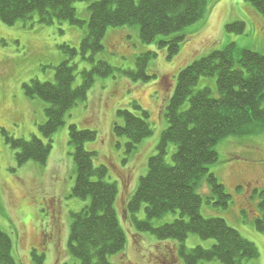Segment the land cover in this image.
<instances>
[{
    "label": "trees",
    "instance_id": "16d2710c",
    "mask_svg": "<svg viewBox=\"0 0 264 264\" xmlns=\"http://www.w3.org/2000/svg\"><path fill=\"white\" fill-rule=\"evenodd\" d=\"M247 1L264 15V0ZM76 2L88 3L89 11L88 29L80 49L61 44L67 58L56 67L55 81L32 79L23 85L27 96L49 104L47 120L40 127L48 143L37 135L30 140L15 138L2 128L6 142L15 149L19 166L29 161L46 164L52 137L65 124L71 108L87 99L97 75L116 73L117 68L106 59H96L105 50L104 38L110 27L136 28L142 43L167 48V57L171 58L192 34L188 29L207 14V0H0V19L14 25L33 20L36 14L41 23L69 21L82 25ZM226 30L244 33L246 23H227ZM79 54L92 66L82 70V83L74 87L78 68L74 60ZM155 56L157 51L153 50L138 55L136 68L124 72L134 80L156 77V73L148 71V62ZM203 77L215 79L216 88H199ZM131 105L141 113L120 108L113 124L115 138H126L127 155L135 153L138 145L153 134L149 112L137 101ZM165 116L168 125L162 131L158 152L148 159L147 173L140 178L128 204L132 224L139 232L177 242L184 264H245L258 259L260 251L254 242L243 237L225 218L206 217L201 207L206 200L215 208L225 209L232 199L211 171V165L219 158L218 144L228 137L264 133V52L241 49L230 42L187 64L178 73ZM96 139V130L70 125L69 143L74 149L77 174L70 196L89 199L81 211L71 213L68 253L76 260L74 264H117L110 258L124 254L126 245L117 212V184L107 180L106 165L95 166L97 152L85 147L86 142ZM261 206L264 207V200ZM143 207L146 218L139 219L137 213ZM168 214L178 215L172 222L154 224ZM191 233L215 243L210 248H187L185 242ZM14 248L11 236L0 228V264H22L15 257ZM36 250L32 251L33 262L43 264L45 256Z\"/></svg>",
    "mask_w": 264,
    "mask_h": 264
},
{
    "label": "rangeland",
    "instance_id": "374dc122",
    "mask_svg": "<svg viewBox=\"0 0 264 264\" xmlns=\"http://www.w3.org/2000/svg\"><path fill=\"white\" fill-rule=\"evenodd\" d=\"M75 7L84 22L82 25L69 21L41 23L36 14L33 20H21L14 25L0 19V228L13 239L15 257L22 264H35L33 249L45 256L43 264L76 262L68 253L71 213L81 211L89 202V199L70 196L77 174L69 129L76 124L80 129L97 131V139L86 142L85 147L97 152L95 166L106 165L109 168L107 180L117 184V212L126 234V245L124 254L112 256L111 261L117 264H184L178 255L177 242L159 240L150 232L137 230L131 222L128 204L140 178L147 173L148 159L158 152L162 131L168 125L166 106L180 70L230 42L241 49L264 52V15L247 0H207L205 18L188 29L192 34L171 58L167 57V48L142 43L136 28L110 27L104 38L105 50L96 59H106L117 68L116 73L107 77L97 75L87 99L79 100L71 108L65 124L52 137L46 164L29 161L19 166L15 149L6 142L2 128L15 138L30 140L32 135H37L48 143L40 127L47 120L49 104L41 98L27 96L23 85L32 79L55 81L56 67L67 58L60 49L61 44L68 43L80 49L88 29V3L76 2ZM238 20L246 23V31L228 32L226 24ZM150 50L157 51V56L148 62V71L157 76L148 81L131 79L124 71L134 70L136 57ZM74 62H78L73 83L77 87L82 83V70L92 65L82 60L80 54ZM205 86L216 88L215 79L203 77L199 88ZM133 101L149 112L153 134L138 145L135 153L127 155L126 138H115L113 124L120 108L141 113L131 105ZM217 150L219 158L211 165V171L232 199L225 209L215 208L205 200L201 211L206 217L225 218L231 227L257 245L259 258L245 264H264V207L261 206L264 200V133L228 137L218 144ZM177 215L168 214L154 224L172 222ZM137 217L146 218L144 207ZM214 243L213 239L204 240L191 233L185 246L210 248Z\"/></svg>",
    "mask_w": 264,
    "mask_h": 264
},
{
    "label": "flooded vegetation",
    "instance_id": "af4514ba",
    "mask_svg": "<svg viewBox=\"0 0 264 264\" xmlns=\"http://www.w3.org/2000/svg\"><path fill=\"white\" fill-rule=\"evenodd\" d=\"M46 237H47V238H51V237L53 238V236H51V235H47ZM52 238H51V239H52Z\"/></svg>",
    "mask_w": 264,
    "mask_h": 264
}]
</instances>
